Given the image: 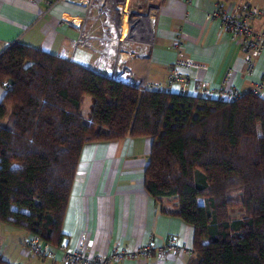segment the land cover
Instances as JSON below:
<instances>
[{
	"label": "trees",
	"instance_id": "1",
	"mask_svg": "<svg viewBox=\"0 0 264 264\" xmlns=\"http://www.w3.org/2000/svg\"><path fill=\"white\" fill-rule=\"evenodd\" d=\"M0 83V223L60 245L83 145L150 137L144 188L193 227L188 264H264V96L142 90L19 43Z\"/></svg>",
	"mask_w": 264,
	"mask_h": 264
},
{
	"label": "crops",
	"instance_id": "2",
	"mask_svg": "<svg viewBox=\"0 0 264 264\" xmlns=\"http://www.w3.org/2000/svg\"><path fill=\"white\" fill-rule=\"evenodd\" d=\"M52 1L0 0V55L14 43L55 55L65 47L68 57L72 56L69 59L109 76L114 45L103 38V33L111 25V18L96 7L88 10L78 0H59L54 4ZM136 1H140L139 12L152 11L154 41L146 56L120 59L121 66L129 69L132 83L164 80L175 60L178 40L185 42L186 57L200 65L189 69L193 81L184 94L202 96L204 90H209L213 98H218L228 69L231 70L229 85L242 92L251 91L255 83L264 80V50L254 58L249 74L240 38H232L219 19L208 15L217 2L231 8L239 0ZM248 1L262 11L253 20V28H264V0ZM81 19L88 27L91 46L72 51L70 42L79 33ZM178 87L174 85V89ZM5 90L6 86L0 83V100ZM150 146V137H125L83 145L61 226L62 244L68 250L109 255L119 249L137 251L154 240L155 247L149 254L136 253L107 264H188L193 254V227L162 212V205L168 204V200L161 203L144 188ZM1 224L0 255L11 264H65L59 250L52 258L28 254L23 240L29 233ZM168 238H173L183 249L159 252L157 247L163 246Z\"/></svg>",
	"mask_w": 264,
	"mask_h": 264
},
{
	"label": "built area",
	"instance_id": "3",
	"mask_svg": "<svg viewBox=\"0 0 264 264\" xmlns=\"http://www.w3.org/2000/svg\"><path fill=\"white\" fill-rule=\"evenodd\" d=\"M59 0H53L56 3ZM85 3L89 8L96 7L100 13L111 18L112 23L108 29L104 30L103 38L113 43L114 59L109 77L122 82H131V73L127 67L121 66L122 57H132L135 55H147L148 48L153 44V21L152 11L139 12L138 2L131 0H78ZM261 14V10L248 0H239L231 8L225 7L220 2L215 3L214 9L208 14L211 19H219L221 25L231 34L232 38H240V46L244 52V62L246 69L251 74L254 58L264 50V28L254 29L252 22ZM87 18V15H86ZM88 27L82 19L77 37L70 42L72 51L77 47H90ZM175 60L169 67L165 79L152 83L145 81L139 85L142 90H166L176 93H184L189 87L193 78L190 77L189 69L197 68L200 65L194 63L186 57L185 42L178 40L175 44ZM72 54V53H71ZM59 58L68 57V49L63 47L58 52ZM72 60V59H70ZM122 67V69H120ZM124 67V68H123ZM228 69L223 79L218 98L222 101H232L240 97L243 93L235 86L229 85ZM179 87L174 89V85ZM257 96H264V80L255 83L251 90ZM202 97L213 98L209 90H204ZM155 247L154 240L141 247L137 251L119 249L109 255L86 254L80 249L68 250L64 244L53 246L42 239L37 234H30L24 240L26 252L32 256L52 258L55 251L61 252L62 261L65 264H107L110 260H121L135 256L136 253L149 254ZM159 252H178L183 247L177 245L173 238H168L163 246L157 247Z\"/></svg>",
	"mask_w": 264,
	"mask_h": 264
},
{
	"label": "rangeland",
	"instance_id": "4",
	"mask_svg": "<svg viewBox=\"0 0 264 264\" xmlns=\"http://www.w3.org/2000/svg\"><path fill=\"white\" fill-rule=\"evenodd\" d=\"M134 1H136V0H131V2H134ZM136 2H140V1H136ZM91 97H90V95H85V96H83V101H82V105H81V108H80V113H81V115H82V117H83V119L84 120H88V116H89V113H90V107H91ZM6 120V119H5ZM1 226H2V224L0 223V233L2 232V229H1ZM30 234H28L27 235V237L29 236ZM26 237V238H27ZM25 238V239H26ZM24 239V240H25ZM24 240H23V246H24ZM49 244H51L50 242H49ZM52 245V244H51ZM35 257H39V256H35ZM42 258H46V257H42ZM122 260V259H121ZM110 261H112V260H110Z\"/></svg>",
	"mask_w": 264,
	"mask_h": 264
},
{
	"label": "water",
	"instance_id": "5",
	"mask_svg": "<svg viewBox=\"0 0 264 264\" xmlns=\"http://www.w3.org/2000/svg\"><path fill=\"white\" fill-rule=\"evenodd\" d=\"M9 83H11V81H9Z\"/></svg>",
	"mask_w": 264,
	"mask_h": 264
}]
</instances>
